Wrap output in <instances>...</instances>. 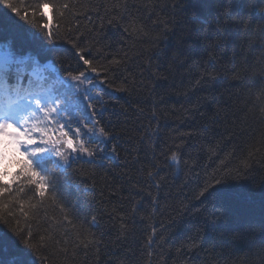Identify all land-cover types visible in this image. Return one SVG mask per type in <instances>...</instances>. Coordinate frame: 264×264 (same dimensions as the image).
Segmentation results:
<instances>
[{"label":"trees","instance_id":"16d2710c","mask_svg":"<svg viewBox=\"0 0 264 264\" xmlns=\"http://www.w3.org/2000/svg\"><path fill=\"white\" fill-rule=\"evenodd\" d=\"M14 2L23 10L40 0ZM71 2L79 14L61 22V51L41 59L54 62L64 75L83 70L64 40L66 28L73 33L78 28L81 39L88 38L86 57L103 52L101 66L123 58L127 71L101 74L103 114L96 117L114 137L110 146L116 151L106 149L95 163L74 162L66 174L55 171L63 199L46 204L34 228L52 238L49 258L28 259L34 264H264V12L257 13L264 4L126 0L131 23L109 25L108 13L124 0ZM44 11L56 24V9ZM124 27H143L147 38L130 37ZM21 43L38 50L39 42L27 33ZM149 133L155 135L149 139ZM177 144L181 163L170 167ZM17 159L22 158L4 164L6 183L18 171L9 162ZM245 160L247 175L239 172ZM213 173H239V179L202 205L199 187ZM238 232L245 233L244 240L235 237ZM85 237L93 241L87 249L79 245ZM190 240L197 244L191 250ZM20 249L16 242L0 256L11 259Z\"/></svg>","mask_w":264,"mask_h":264},{"label":"snow or ice","instance_id":"6c2138e0","mask_svg":"<svg viewBox=\"0 0 264 264\" xmlns=\"http://www.w3.org/2000/svg\"><path fill=\"white\" fill-rule=\"evenodd\" d=\"M259 3L264 4V0H259ZM0 7L7 10L0 12V165L8 160L10 150L13 157L18 155L22 158L9 162L15 163L18 171L12 174V179L7 183L8 169H0V225L3 226L0 227V253L16 242L22 245L17 256L7 260L0 256V264H34L28 256L47 260L52 239L34 231V228L39 227L40 210L50 202L63 199L55 171L66 174L74 162L83 160L95 163L98 158L103 159L106 149L112 153L116 151L114 146H110L114 137L96 117L103 114V110L98 107L103 100L101 85L106 83V79L100 78L102 72L119 71L124 68V64L123 58H112L107 65L101 66L99 60L104 56L100 49H97L96 57H86L83 45L88 38L81 39L78 28L75 33L71 28H66L68 35L64 40L70 45L83 70L76 74L68 71L64 75L54 62L42 61L41 57L61 51L57 45L61 39V22L66 15L75 17L79 14L73 11L75 4L71 0L62 3L40 0L34 8L26 7L23 10L14 0H0ZM46 8L56 9V24L44 11ZM113 8L115 10L108 13L109 25H120L122 21L131 23L126 19V0ZM260 12H264V9L258 8L257 13ZM261 19L264 20V16ZM163 27L167 29V22H164ZM123 31L130 37L135 34L137 38H147L143 27H132L131 31L124 27ZM25 33L33 41L39 42L38 50L34 51L21 43ZM88 51L91 52V49ZM124 70L127 71L126 68ZM153 78L159 79L154 74ZM155 88L153 84L152 89ZM160 100H164L163 95ZM153 107L155 109L158 105ZM151 115L155 118L156 111L153 110ZM153 135L155 133H149V139ZM179 150L177 144L170 156V167L180 165L181 159L177 155ZM249 169L250 164L245 160L239 172L247 175ZM148 175L151 177L153 173L149 172ZM232 179H239V173L211 174L200 185L197 199L202 205L210 202L221 194L223 185ZM155 187L159 188V184ZM150 204L154 214L158 210L156 197H152ZM57 206L64 213L63 204ZM29 212L32 213L31 220L28 218ZM64 218L67 220L66 214ZM21 219L24 220L23 227ZM260 229L264 232V220ZM9 233L15 237V242ZM155 235L153 229L149 244L153 243ZM235 237L244 240L245 233L238 232ZM92 243L87 237L79 241L84 249ZM196 246L194 241H189V250ZM60 251L66 252L64 249ZM52 254L55 256V251Z\"/></svg>","mask_w":264,"mask_h":264}]
</instances>
